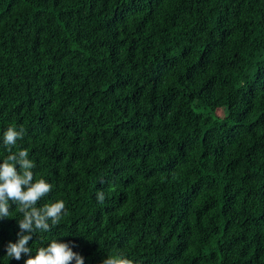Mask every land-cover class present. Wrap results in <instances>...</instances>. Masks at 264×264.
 Masks as SVG:
<instances>
[{"label": "trees", "instance_id": "obj_1", "mask_svg": "<svg viewBox=\"0 0 264 264\" xmlns=\"http://www.w3.org/2000/svg\"><path fill=\"white\" fill-rule=\"evenodd\" d=\"M9 127L66 205L31 255L264 264V0H0V163Z\"/></svg>", "mask_w": 264, "mask_h": 264}, {"label": "clouds", "instance_id": "obj_2", "mask_svg": "<svg viewBox=\"0 0 264 264\" xmlns=\"http://www.w3.org/2000/svg\"><path fill=\"white\" fill-rule=\"evenodd\" d=\"M24 135L22 127L19 130L9 127L3 135V143L11 154L0 163V220L11 217L12 203L17 205L16 210L23 217L18 221L19 239L15 243L9 242L7 257L20 260L22 254L28 255L25 264H84V257L74 252L69 243L59 239H53L47 247H40L34 256L31 255L32 249L28 245L33 235L48 232L58 225L66 215V205L63 200H58L37 207L38 202L52 191V185L44 179L34 180L36 165L29 159L27 150L12 153V147ZM17 165L20 166L19 171ZM97 199L100 203L104 202L102 191L97 193ZM102 264H133V261L121 255H108Z\"/></svg>", "mask_w": 264, "mask_h": 264}]
</instances>
